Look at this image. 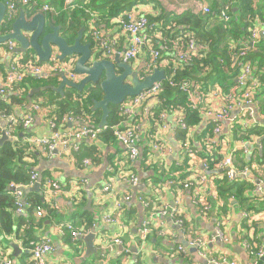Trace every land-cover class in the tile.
I'll use <instances>...</instances> for the list:
<instances>
[{"label": "crops", "instance_id": "0c3cea01", "mask_svg": "<svg viewBox=\"0 0 264 264\" xmlns=\"http://www.w3.org/2000/svg\"><path fill=\"white\" fill-rule=\"evenodd\" d=\"M43 1L46 2L47 0ZM164 1L170 7H165L162 0H148L147 3L138 5L137 11L149 15L159 14L162 8L184 12L191 10L190 8L197 4V0ZM177 1H181L179 4L181 10L177 6L172 7ZM204 3L209 4L208 2ZM55 24L60 23L56 22ZM99 29L108 37L117 39L119 53L115 54L124 51L127 45V37L120 31L116 17L111 20L110 25L102 24ZM3 47L7 49V45ZM3 47H0V78L8 79L10 77L8 67L10 58L2 50ZM146 57L147 54L144 52L140 58L129 62L138 71V74L143 70ZM25 58L26 55L23 54L15 55V59H22L25 62L32 60L40 63L36 54L32 59L26 60ZM52 58H56L55 55ZM231 75L234 81L233 85L228 88H222L219 85H209L206 89L200 84L195 86L205 94H210L211 91L218 88L224 90L233 87L238 88L240 84L238 71L235 70ZM58 79L59 83L56 86L61 83L60 77ZM29 104L31 105L30 102H25L22 106L14 105V113L21 115L22 112L29 111ZM215 109L218 107L216 106ZM235 113L239 116L243 115L240 109ZM180 114V111L173 112L167 120L169 121L168 125L173 127L175 119ZM35 117V121L29 129L25 130L20 126L15 128V135L18 139L21 136L31 135H24L25 133L41 136L51 132L41 113H37ZM201 119L200 124L195 128L188 129L189 131H186L188 133L182 137H179L178 133L174 135V132L166 127L167 122L165 121L160 122L156 118L141 120L139 132L142 137V149L143 152L145 147L149 150L146 159L142 152L143 157L132 161L126 154L125 145L116 139L114 143L110 144L99 140L101 153L96 156L98 160L86 167L83 166V160L85 158L93 159V157L88 155L77 157L76 154L80 153L81 150L84 153L87 151L88 148L85 149V146L83 148L82 146L84 143L92 145L93 142L89 139L80 142V150L70 155L71 158L69 159L58 155L49 157L40 151H37L36 157L26 155L24 160L27 161L33 172L37 171L40 174L38 182L42 183L43 172L46 171L48 177H53L63 184V190L59 194L45 190L44 183L40 186L44 204L47 206L55 203L59 205V210L56 209L59 212L56 219L44 218V224L35 226L37 227L35 238L32 239L45 236L51 239L54 251L47 257L49 264H207V261L199 254V250L194 251L190 245L184 244V242L189 244L193 238L201 237L210 242V256L227 257L228 260L253 264V256L249 255L247 243L259 239L261 242L259 246L264 248V197L261 198L263 202L259 201L261 206L263 205L259 209L252 207L244 209L240 203L233 199L232 203L219 207L220 211L202 215L199 196L209 197L211 186L217 185V180L225 174L223 168L217 166V162L230 154L235 155L234 166L237 168L252 167V163H256L252 175L256 183L263 181L264 133L252 135L250 139H242L239 133L234 132L236 127L231 122L213 121L207 116H203ZM258 119L264 129V114H260ZM217 126L221 127L220 133L216 132ZM0 128L1 137L3 132L1 121ZM153 143H159L165 148L154 150L152 149ZM189 148L193 152H190ZM186 158H188L187 164L185 163ZM143 161L149 167L147 170L142 168ZM205 163L207 166L204 165ZM134 164L137 169L135 173L140 178L139 183L142 182L143 184V188L138 191L136 197L133 188L129 189L125 180L127 174L134 173L132 172L134 171L132 168ZM156 165L165 171L164 180L159 183L154 181ZM158 168L156 169L158 170ZM183 174H185L184 177ZM199 175L208 177V182L200 192H197V177ZM186 182H191L193 185L186 187ZM36 183L31 187H34ZM106 185H111L113 190H104ZM129 191L133 197L130 201H125V195ZM30 192L38 191L26 192L24 190V197L28 206L27 195ZM140 197L146 199L151 210L157 211L159 208L167 206L169 212L175 214L174 218H167L168 228L165 235H161L154 225L155 229L149 239L141 240L139 235L141 222L151 214V211L145 209L146 207L139 200ZM125 205L129 209L136 207V220L134 222L127 214L128 209L125 208ZM85 210L89 211V215L83 213ZM15 212L17 213L16 209ZM23 213H26V210ZM40 217L37 214V218L40 219ZM106 217L113 220L107 221ZM88 219L94 220L91 225H88ZM65 220L73 221L78 230L91 229L86 235L95 232L94 246L96 251L92 250L91 256H87L89 251L84 240L74 239L70 233L60 231L58 224ZM180 221L185 222L181 223ZM219 222H222V230L228 240L217 238ZM186 224L189 225V229H187ZM27 238H20L16 233L3 234L0 228V255L12 258L14 264H29L32 261L30 251L32 240L26 244ZM117 238L122 240V244L115 243ZM180 245L187 247V256H182L183 253L179 251ZM14 246H17L19 250H16ZM126 250L130 251L126 252ZM123 253L132 254L128 256ZM258 264H264L262 258L259 259Z\"/></svg>", "mask_w": 264, "mask_h": 264}, {"label": "built area", "instance_id": "2783aa9c", "mask_svg": "<svg viewBox=\"0 0 264 264\" xmlns=\"http://www.w3.org/2000/svg\"><path fill=\"white\" fill-rule=\"evenodd\" d=\"M7 5V11L5 19L8 18L14 21L18 14L19 0H4ZM76 0H64L63 8L55 10L48 2H40L39 0H23L24 5L28 6H41L43 13L52 12L55 17L65 16L67 23H69L68 13L74 6ZM140 5V4H138ZM138 5L134 6L131 11L116 17V22L120 28L122 34L127 37V45L124 51L120 53L121 59L125 62H131L137 60L142 56L147 48L149 50L150 60L143 66V70L139 73V77L144 79L147 75L151 74L155 68H161L160 63L165 65H174L173 72H176L182 65L190 64L197 57L199 51V44L193 34H187L178 39L167 40L163 38L161 33H153L152 25L149 21V14L137 11ZM197 12L204 14L211 13V5L202 3L201 0H197L195 7L190 8ZM225 21L230 19V16L223 13L221 16ZM244 22H249V18L245 17ZM252 36L251 42L245 44V46L237 47L233 45L232 49L227 51L231 57V68L237 70L239 73V87L229 88L227 90L218 88L211 93H203L193 81L176 82L173 78L168 79L166 72V78L154 83L150 88L142 90L138 95L128 97L122 104H120L119 114L122 117L121 121L117 122L111 128L109 124L99 127V125L91 124L81 117H77L72 114H65L61 121L50 119L47 121V125L50 127L51 132L45 135L27 136L26 143H28L32 150L40 151L43 154L53 157L58 155L62 158H71L74 152L77 153L80 150V142L89 139L93 142L94 146L98 149V155L101 153L100 136L106 129H110L114 138L125 145L127 151L126 154L132 161L139 160L143 157L142 149V137L139 132L140 122L145 118H156L160 122H167L166 127L174 132V135L179 130L187 129V123L185 121V114L181 110L169 111L163 110L159 116H155V109L157 105L161 103V93L165 89L164 82L169 80L171 86H177L185 93L189 95L190 103L194 108L200 110L203 116L212 118L213 121H228L241 127L242 133L248 132L253 126L260 125L259 116L260 112L256 102V94L262 87L261 80L256 75L257 66L254 61L249 59L251 51L256 46L264 41V23L259 21V26L251 29ZM68 29L66 26H62V34H67ZM95 48L101 53H105V56H113L118 52L116 38H109L101 29L96 28L92 32ZM155 44H158L157 46ZM16 47V42L9 40L7 42V49L2 50L9 55V74L8 79L0 78V100L8 102V95L10 93H19V88L14 89V82L22 81L24 74L34 75L37 78H46L49 76H58L65 74L68 79L75 82H79L82 76L73 70L74 60L60 61L58 58H52L48 63H36L32 60L23 61L22 59H15V53L13 50ZM1 50V51H2ZM163 52V53H162ZM165 70V69H164ZM166 71V70H165ZM61 79V77H60ZM192 101V102H191ZM218 109H215V107ZM240 109L243 112V117L239 116L235 112ZM175 111H180V116L175 119L173 127L168 125L169 117ZM41 113L44 117L47 116V112L38 102H32L29 111L22 112L21 115L15 113L7 114L0 111V121L2 123V131H6L7 135L12 141H18L19 139L15 135V128L22 126L25 130L29 129L35 121V115ZM175 128L177 131H175ZM189 129V128H188ZM215 131V127H214ZM216 132H221V127H216ZM165 148L159 143H153L152 149L162 150ZM190 152H193L189 148ZM234 154L226 156L221 161L217 162V166L223 168L225 174L229 179L242 178L254 184L252 190L254 196L260 198L264 197V180L258 183L255 182L253 173L256 168V163H252V167L247 166L245 168H237L234 166ZM94 163L92 158H85L83 160V166H89ZM207 166V164H204ZM197 182V192H200L204 185L208 182V177L205 175H199ZM40 180V174L34 171L31 175V179L28 184H15L11 183V193L15 198V205L17 213H23L28 206V203L24 197L25 188L33 186ZM129 189L134 188L139 183V175L137 173H129L125 178ZM43 181L41 186L43 185ZM186 187L193 185L191 182H186ZM45 190H51L55 194H59L63 190V184L55 180L53 177H48L44 183ZM104 190L111 191L113 188L111 185H106ZM250 192V193H252ZM133 195L130 191L125 195V201H130ZM140 202L145 209H149L150 205L147 203L144 197H140ZM199 204L201 206V214L206 215L208 212L220 211L219 207H223V201H220L217 186L213 184L211 186V192L209 197L199 196ZM52 209H58V204L49 205ZM146 218L141 222L139 235L142 241L149 239L151 233L155 229L161 235L167 233V218H174L175 214L169 212L167 206L159 208V210H151ZM38 216L45 214V210L39 208L37 211ZM107 221H112L110 217H106ZM184 223L183 221H180ZM59 229L62 233H70L74 239H77L83 235H86L91 231L89 228H83L82 230L76 229L73 221H62L59 224ZM218 239L228 240L222 230V222L218 224V230L216 234ZM252 242V241H251ZM247 243V249L249 255L254 258L253 264H258L259 259L264 257V248L253 245V243ZM115 243L122 244V240L117 238ZM209 240L204 238H193L189 245L191 248L199 250L201 257L207 261V264H243L238 260H228L227 257H212L209 255ZM30 251L32 255V261L29 264H49L47 257L54 251V246L51 239L48 236L39 237L30 242ZM130 250H126L129 252ZM179 251L187 255V247L179 246ZM0 264H14L12 258L3 257L0 255ZM137 264V263H133Z\"/></svg>", "mask_w": 264, "mask_h": 264}, {"label": "trees", "instance_id": "16d2710c", "mask_svg": "<svg viewBox=\"0 0 264 264\" xmlns=\"http://www.w3.org/2000/svg\"><path fill=\"white\" fill-rule=\"evenodd\" d=\"M39 1L41 3L43 2V0ZM201 1L202 3L208 2L211 5V13L204 14L195 10L178 12L162 8L159 14L149 15L152 32L161 33L164 40L178 39L187 34H193L197 40V44L200 46L198 55L193 62L182 65L176 72H173L174 65L172 64L163 66V64L160 63L159 66L166 70L168 79L174 75V80L179 83L182 81H193L197 85L200 84L205 89L208 88L209 85H219L222 88H228L234 81L231 74L235 72V70L231 68L232 61L227 51L231 50L233 45L242 48L246 43L251 42V29L259 26V21L264 23V0ZM46 2L55 10H59L64 6V0H47ZM147 2L148 0H76L74 6L68 13L69 23H67L65 16L56 18L52 12L44 14L50 22H58L66 26L68 29L67 40L69 43L72 44L81 27L86 26L84 42L92 41L95 45L92 35L94 29L91 30L90 27H95L96 29L102 24L108 26L111 24L113 18L121 16L125 11L131 10L138 4ZM21 7L25 8L26 13L30 17L36 13L42 12L40 5L30 7L24 5L23 0H19L18 11H20ZM235 8H237V11L234 10ZM223 13L230 16L228 21H225L221 17ZM245 17L249 18V22L243 21ZM12 23L13 21L6 18L2 24V32L8 33L11 30ZM6 45L7 43H0V47ZM155 45L157 46L158 44ZM145 52L147 54L145 60L148 62L150 60V52L147 48ZM34 55L35 52L30 49L27 54L28 59H32ZM249 59L253 60L257 66L256 75L262 82V87L256 94V102L260 114H264V41L251 51ZM68 60L69 58L66 59V61ZM48 62L49 61L42 63ZM57 83H59V79L56 75L46 78L28 77L21 86V88L24 89L22 93H10L8 95V102L0 100V111L11 114L15 111L13 109L14 105H22L24 102H29L28 95L33 88L49 84L56 86ZM164 84L166 87L160 95L162 100L155 109V116H159L165 109L169 111L181 110L185 114L184 119L189 130L190 128H195V126L202 121V115L197 108L191 105L189 95L179 87L171 86L169 80H166ZM102 97L103 92L98 84L88 85L83 91H78L73 87H67L64 96L51 89L40 91L33 96L32 102H38L42 99V103L40 104L47 112V115H49V119L61 121L65 114H72L98 125L101 121L102 111H93V99L100 100ZM120 106L121 105L115 104L110 105L111 112L108 118L109 128L121 121L122 117L119 114ZM235 127L234 132L239 133L242 139H250L252 135H261L264 133V129L261 125H258V123L244 134L239 125ZM109 128L100 136L101 142L105 141L109 144L114 143L115 138ZM177 133L179 137H182L188 132L179 130ZM30 134L32 133H25L24 135ZM26 140L27 136H21L18 141L7 140L0 147V228L3 234L10 235L16 233L20 238L28 237L25 242L29 244L30 240L35 238V229L37 228L35 226L44 224L43 221L46 217L51 220L56 219L59 212L56 209L50 208L49 205L47 206L44 204L41 192L28 193L27 198L29 206L26 208V213L17 214L15 212V198L11 193L10 184L29 183L33 170L30 165L24 161V158L26 155L30 157L37 156V151L32 150L30 145L26 143ZM84 146L85 149L88 148L87 151L84 153V151L81 150L76 156L81 157L83 155H88L93 157L94 161H97V147L94 146V144L89 145L86 143L83 144L82 148ZM148 152L149 150L145 147L143 152L145 159L148 156ZM185 163H188V158L185 159ZM132 168L134 170L132 172L135 173L137 171L135 164L132 165ZM142 168L145 170L149 168L145 161L142 162ZM156 168H158L157 165L155 166L156 177H154V181L155 183H159L164 180L165 171L163 168H158L159 171ZM184 176L185 174H183V177ZM47 177V172H43L44 183ZM216 186L220 201H223L225 206L232 203L231 201L233 199L240 203L244 209H249L251 207L259 209L263 206H261L260 203L263 202L261 198L253 195L252 190L254 184L246 179H229L228 176L224 174L222 178L217 180ZM256 201H258V203H256ZM150 202L152 203L153 201ZM39 208L46 210L45 214L42 215L40 219L37 218V211ZM125 208L128 209L127 214L134 222L136 220V207H131L129 209L125 205ZM83 213L89 215L88 210H85ZM93 221V219H88V225H91ZM188 226L189 225L186 224L187 229H189ZM251 243H253L257 249L260 247L259 245L261 242L259 239H255L252 240ZM123 254L129 256L132 253ZM185 255L186 254H182V256Z\"/></svg>", "mask_w": 264, "mask_h": 264}, {"label": "water", "instance_id": "95a60500", "mask_svg": "<svg viewBox=\"0 0 264 264\" xmlns=\"http://www.w3.org/2000/svg\"><path fill=\"white\" fill-rule=\"evenodd\" d=\"M237 11V8L234 9ZM7 5L4 0H0V43H7L9 40L16 42L13 50L15 54H28L32 49L37 55L39 62H46L55 55L60 61L74 60L73 70L82 76L79 82L68 79L65 74H60L61 83L59 86L49 84L42 87L33 88L28 96L32 100L33 96L40 91L48 89L65 95L66 87H73L78 91H83L88 85H100L103 97L102 99H93V111L101 110V121L99 127L108 124L110 116V105H120L128 97L138 95L142 90L150 88L154 83L166 78L164 69L155 68L154 71L144 79L139 77L131 63L121 59L120 54L113 57H107L95 48L92 41L84 42L86 26L78 31L74 42L71 44L67 40V34H62L61 24L50 22L43 12L36 13L30 17L25 8L21 7L19 14L12 23L11 30L8 33L2 32V24L5 21ZM10 140L6 131L2 132L0 137V147L5 141ZM41 183L37 182L34 187L25 188L26 192H40ZM143 188L142 182L134 187L135 197L139 190ZM87 243L88 253L91 256L92 250L96 251L94 246L95 232L89 235L79 237ZM185 245L189 244L184 242ZM19 250L17 246H14ZM196 251V248H193ZM264 261V257H262Z\"/></svg>", "mask_w": 264, "mask_h": 264}, {"label": "rangeland", "instance_id": "374dc122", "mask_svg": "<svg viewBox=\"0 0 264 264\" xmlns=\"http://www.w3.org/2000/svg\"><path fill=\"white\" fill-rule=\"evenodd\" d=\"M162 2L164 3V5H165V7H170V5L168 4V3H166V1H164V0H162ZM180 2L181 1H177V3L176 4H178V5H173L172 7H178V8H180V6H179V4H180ZM177 8V9H178ZM182 8H180V10H181ZM184 10H187V9H184ZM129 11H131V10H129ZM129 11H125L124 13H127V12H129ZM123 13V14H124ZM90 29L91 30H93V29H95V27H90ZM121 31V30H120ZM109 38H111V37H109ZM112 39V38H111ZM105 54V53H104ZM23 55H26V54H23ZM26 59H28V56L26 55ZM28 77H36V76H32V75H26V74H24V76H23V79H22V81H16L15 80V82H14V89H18L19 87V92L20 93H22V91H23V88H21V86H22V84L25 82V80L28 78ZM231 85H233L232 83L230 84V86ZM31 92V91H30ZM30 94V93H29ZM29 96V95H28ZM29 100V99H28ZM32 101H33V98H32V100H29V102L30 103H32ZM192 102V101H191ZM38 103L40 104V103H42V99L40 100V101H38ZM23 104H25V102L24 103H22V105ZM28 104V103H27ZM21 105V106H22ZM30 105V104H29ZM41 105V104H40ZM42 106V105H41ZM199 110V109H198ZM200 111V110H199ZM14 113V112H13ZM243 117V116H242ZM50 119H49V115H47L46 117H44V121H49ZM17 130H18V128H17ZM188 130V128L187 129H184L183 131H187ZM175 131H177V129L175 128ZM25 161V160H24ZM27 162V161H26Z\"/></svg>", "mask_w": 264, "mask_h": 264}]
</instances>
